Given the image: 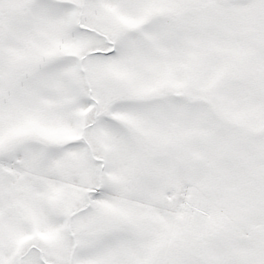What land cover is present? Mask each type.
<instances>
[{"label": "snow or ice", "instance_id": "snow-or-ice-1", "mask_svg": "<svg viewBox=\"0 0 264 264\" xmlns=\"http://www.w3.org/2000/svg\"><path fill=\"white\" fill-rule=\"evenodd\" d=\"M0 264H264V0H0Z\"/></svg>", "mask_w": 264, "mask_h": 264}]
</instances>
